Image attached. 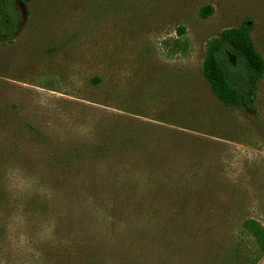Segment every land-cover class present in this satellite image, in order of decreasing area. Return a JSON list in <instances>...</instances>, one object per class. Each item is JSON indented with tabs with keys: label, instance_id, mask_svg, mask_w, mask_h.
<instances>
[{
	"label": "rangeland",
	"instance_id": "rangeland-1",
	"mask_svg": "<svg viewBox=\"0 0 264 264\" xmlns=\"http://www.w3.org/2000/svg\"><path fill=\"white\" fill-rule=\"evenodd\" d=\"M19 3L0 38V264H245L264 77L229 106L203 65L246 21L264 58V0Z\"/></svg>",
	"mask_w": 264,
	"mask_h": 264
},
{
	"label": "trees",
	"instance_id": "trees-1",
	"mask_svg": "<svg viewBox=\"0 0 264 264\" xmlns=\"http://www.w3.org/2000/svg\"><path fill=\"white\" fill-rule=\"evenodd\" d=\"M212 7L202 10L207 18ZM19 0H0V38L14 39L23 22ZM253 24L246 21L227 29L208 47L203 74L214 94L226 105L251 109L253 88L264 77V58L252 38ZM179 31L185 33V28ZM243 229L251 237L242 254L245 264H258L264 257V226L254 220L244 221ZM251 243V244H250Z\"/></svg>",
	"mask_w": 264,
	"mask_h": 264
}]
</instances>
